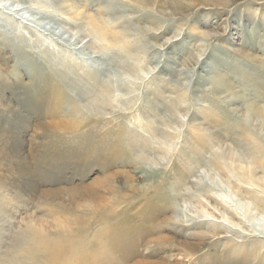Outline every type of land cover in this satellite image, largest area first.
<instances>
[{
  "label": "rangeland",
  "instance_id": "374dc122",
  "mask_svg": "<svg viewBox=\"0 0 264 264\" xmlns=\"http://www.w3.org/2000/svg\"><path fill=\"white\" fill-rule=\"evenodd\" d=\"M160 2L0 0V264H244L180 174L264 234V0Z\"/></svg>",
  "mask_w": 264,
  "mask_h": 264
},
{
  "label": "bare ground",
  "instance_id": "6f19581e",
  "mask_svg": "<svg viewBox=\"0 0 264 264\" xmlns=\"http://www.w3.org/2000/svg\"><path fill=\"white\" fill-rule=\"evenodd\" d=\"M132 1H134L136 4H139L141 6L152 7L153 9H155V5L157 3V0H132ZM197 1L198 3H201L203 5H208V6L209 4H212L213 6L221 5L222 7L225 8L229 6L230 3L232 4L235 0H228V2L226 0H197ZM240 2L246 3L247 0H240ZM158 3L160 4V7L163 8V5L161 4L160 0H158ZM178 3H179L178 1H175L174 4H172V8H171L172 11L176 10V8L178 7ZM244 10L249 11V9H244ZM254 14H256V11H254ZM95 29H96L95 34H97L99 37L101 38L105 37L104 39H108V37H110L107 36L109 34L107 33V28L104 27V24H102L100 27L99 26L96 27ZM199 33H201V35H206V36L211 35L206 33L205 31H200ZM251 113L254 116H259V117L264 116V110L257 105L251 107ZM243 136L247 139L248 145L250 146V150L246 152L247 154L244 153L246 155L234 154L232 151V147L228 145H226L222 149V152L219 153L218 155L221 156V158L225 161L227 159L231 160L230 164H228L229 168H231V170H233L236 173V176L239 178V180L242 183H245L252 187H257L258 192L264 195V143L260 142L249 131L244 130ZM257 171L258 173H261V175H257ZM178 178L181 179L180 182H182L189 190L200 192V194L203 195V197L205 198L207 204L211 206L210 211L209 210L207 211V215L212 216L215 219L219 220L217 221V223H213L214 232L218 231V233H225L224 235L225 238L229 236L227 237L228 240L230 241V246H228V249L230 251L231 256L239 257V255H243L241 259L242 262H244V264L245 263L264 264V234L263 235L256 234V232H254V229H250V227L244 222L240 213H237L236 211L231 209L228 205H224L222 204V202L210 196L209 191L206 188L196 183L190 182L188 180L187 174L186 175L180 174ZM161 195L164 196L163 199H165V194H161ZM121 196L123 197L118 198V200H115L114 202H110L111 205L105 207V209L102 211L103 216L106 215V213L107 214L111 213L112 210H114V208L119 205L120 201L126 199L125 195H121ZM156 197L159 198L158 196ZM255 203L256 206L262 205V207L264 208V198L256 199ZM84 209L88 210V207L84 205ZM102 212L99 210L96 213L102 214ZM243 212L246 213L245 210ZM157 217H158V213L156 212H151L148 215V219L151 221L150 225H152V222L154 224V220ZM250 232L252 234H250ZM197 235L199 234H196L195 236ZM202 236L203 235H201V237ZM132 248L133 247H131V250H129L130 254H132V250H133Z\"/></svg>",
  "mask_w": 264,
  "mask_h": 264
}]
</instances>
